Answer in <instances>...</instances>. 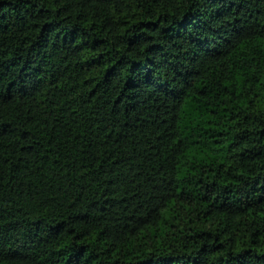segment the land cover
I'll use <instances>...</instances> for the list:
<instances>
[{
    "label": "trees",
    "instance_id": "1",
    "mask_svg": "<svg viewBox=\"0 0 264 264\" xmlns=\"http://www.w3.org/2000/svg\"><path fill=\"white\" fill-rule=\"evenodd\" d=\"M0 264H264V0H0Z\"/></svg>",
    "mask_w": 264,
    "mask_h": 264
}]
</instances>
